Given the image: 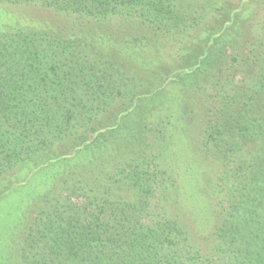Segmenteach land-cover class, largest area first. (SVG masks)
Listing matches in <instances>:
<instances>
[{
	"label": "trees",
	"instance_id": "16d2710c",
	"mask_svg": "<svg viewBox=\"0 0 264 264\" xmlns=\"http://www.w3.org/2000/svg\"><path fill=\"white\" fill-rule=\"evenodd\" d=\"M3 5L75 20L68 30H0V264H264V23L241 41L239 12L222 6L201 51L188 54L186 70L160 91L216 64L217 93L197 147L219 170L214 182L205 173L204 183L194 184L201 213L216 223L203 229L204 222H192L191 236L178 200L184 187L161 162L164 150L154 147L174 136L146 124L144 147L139 139L125 150L135 139L123 133L132 114L122 104L128 79L108 48L117 36L111 24L143 19L159 30L174 28L183 19L180 6L174 0ZM127 39L131 46L145 40ZM148 97L141 90L130 102ZM171 121L167 116L162 127Z\"/></svg>",
	"mask_w": 264,
	"mask_h": 264
},
{
	"label": "rangeland",
	"instance_id": "374dc122",
	"mask_svg": "<svg viewBox=\"0 0 264 264\" xmlns=\"http://www.w3.org/2000/svg\"><path fill=\"white\" fill-rule=\"evenodd\" d=\"M174 1L180 6L183 16L178 24L169 22L175 25L174 28L160 27L159 30L158 24H152L150 27L143 19L135 22H116L110 26L117 32V36L108 39V48L112 53L111 57L115 59L128 79V86L125 88L126 97L122 104L125 110L127 112L131 110L132 114L127 115L123 123V133L128 138L129 135H133L135 139L127 141L125 150L128 152L135 148L139 139L141 142L138 146L144 147L146 124L149 128L151 126L163 128L164 133L169 132L174 136L175 141L172 139V142L163 140L156 142L152 136L151 141H154L157 152L164 150L161 162L171 169L184 187V193L178 197L180 207L183 206L180 213L187 224L193 227L191 233L193 236L196 234V228L192 222L198 223V220L204 222L203 229H206V225H208L207 229H210L216 223L215 216L201 213V204L204 206L201 196L198 197L194 193V184L197 180H202L204 183L202 178L206 176L205 173H209V180L214 182L219 170V163L216 161L210 163V160L203 158L197 147L201 141V129L208 109V101L217 93L214 88V82L218 78L216 64H212V67L211 64L202 66L194 74L182 80L179 85L170 84L163 93L160 91L165 82L168 84L170 82L168 80L177 75L181 69L186 70L188 54L201 51L199 48L204 45L202 40L206 38L208 29L216 25V15L222 6L239 12L234 25H237L240 40L244 41L255 33H260L258 29L264 23V0ZM190 18L194 19L192 24L189 23ZM73 20L40 7L0 6V30L4 26L27 27L38 31L54 28L68 30L73 26ZM96 32L101 30L93 31V34ZM132 37L145 38V40L131 46L128 43L130 39L127 38ZM225 62L227 63L225 68L229 69L226 75H232L233 67L230 69L232 65L228 58ZM141 90L147 92L149 97L142 99L136 105L131 104L130 95L138 94ZM167 116L173 118L171 121L173 125L166 129L162 127L164 124L162 121ZM136 124H140V128H135ZM151 134L156 136L155 132ZM166 142L168 148H165ZM212 174L215 176L213 177ZM194 200L196 203L194 207L191 205V209L188 204ZM196 211L197 215L194 213ZM4 228H6L5 224L1 229V235L4 233Z\"/></svg>",
	"mask_w": 264,
	"mask_h": 264
}]
</instances>
